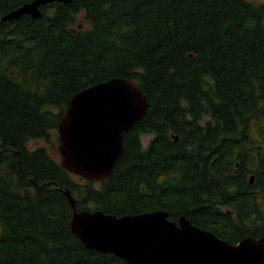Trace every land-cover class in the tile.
Returning <instances> with one entry per match:
<instances>
[{"label":"trees","instance_id":"trees-1","mask_svg":"<svg viewBox=\"0 0 264 264\" xmlns=\"http://www.w3.org/2000/svg\"><path fill=\"white\" fill-rule=\"evenodd\" d=\"M27 1L0 0V264H129L72 232L66 189L77 210L163 209L231 243L264 234V1L74 0L2 20ZM114 77L150 107L110 177L86 180L30 146L59 135L74 94ZM247 153L258 154V223H218L215 193L237 197L231 175Z\"/></svg>","mask_w":264,"mask_h":264},{"label":"water","instance_id":"water-1","mask_svg":"<svg viewBox=\"0 0 264 264\" xmlns=\"http://www.w3.org/2000/svg\"><path fill=\"white\" fill-rule=\"evenodd\" d=\"M73 1H27L2 20L25 14L40 18L42 6ZM149 107L140 86L125 77L74 94L58 129L63 165L86 180L110 177L125 150L124 133L147 115ZM64 193L73 208L72 232L87 248L112 253L129 264H264V235L231 243L185 215L176 221L163 209L122 216L99 209L77 210L71 191Z\"/></svg>","mask_w":264,"mask_h":264},{"label":"flooded vegetation","instance_id":"flooded-vegetation-1","mask_svg":"<svg viewBox=\"0 0 264 264\" xmlns=\"http://www.w3.org/2000/svg\"><path fill=\"white\" fill-rule=\"evenodd\" d=\"M42 139H44L51 146V149H58L60 157L63 158L60 150L59 135H56L57 142L56 140L52 141L48 138ZM244 156L247 158V160H237L233 168L234 173L231 175L233 183L230 186L233 185L232 193L236 194L237 197H227L228 193L222 194L218 191L215 193L212 208L214 209L215 216H217L216 221L218 223L223 221V219L220 217H226L227 221L233 223L245 222L248 225L258 223V154L247 153L244 154ZM242 163L243 167L241 168ZM217 164L220 166V163ZM222 182H224L223 179L221 183ZM224 184L226 185V182H224ZM252 209L253 211H251ZM254 232L256 236L252 237L255 238H259L264 235L261 233L258 234L256 231ZM245 237L248 236H244L240 240Z\"/></svg>","mask_w":264,"mask_h":264},{"label":"rangeland","instance_id":"rangeland-1","mask_svg":"<svg viewBox=\"0 0 264 264\" xmlns=\"http://www.w3.org/2000/svg\"><path fill=\"white\" fill-rule=\"evenodd\" d=\"M251 1H255V2H262V1H264V0H251ZM149 139V137H144L143 138V140H144V142H147V140ZM52 141L54 140H56V142H57V139H56V133L54 134V136L52 137V139H51ZM30 146H32V147H39V146H46V147H48L49 149H50V152H52L51 154L53 155L54 154V156L57 158V159H61V157H60V154H59V152H58V149H56V150H53V149H51V146L44 140V139H35V140H32L31 142H30Z\"/></svg>","mask_w":264,"mask_h":264},{"label":"bare ground","instance_id":"bare-ground-1","mask_svg":"<svg viewBox=\"0 0 264 264\" xmlns=\"http://www.w3.org/2000/svg\"><path fill=\"white\" fill-rule=\"evenodd\" d=\"M42 8V7H41Z\"/></svg>","mask_w":264,"mask_h":264}]
</instances>
